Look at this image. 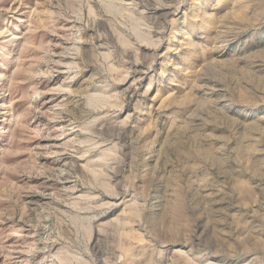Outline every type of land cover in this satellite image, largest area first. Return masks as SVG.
<instances>
[{
	"label": "rangeland",
	"instance_id": "rangeland-1",
	"mask_svg": "<svg viewBox=\"0 0 264 264\" xmlns=\"http://www.w3.org/2000/svg\"><path fill=\"white\" fill-rule=\"evenodd\" d=\"M0 264H264V0H0Z\"/></svg>",
	"mask_w": 264,
	"mask_h": 264
}]
</instances>
